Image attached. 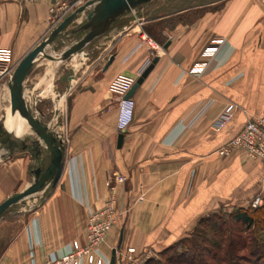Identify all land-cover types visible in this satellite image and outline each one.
<instances>
[{
	"label": "crops",
	"instance_id": "crops-1",
	"mask_svg": "<svg viewBox=\"0 0 264 264\" xmlns=\"http://www.w3.org/2000/svg\"><path fill=\"white\" fill-rule=\"evenodd\" d=\"M166 3L154 0L122 16L69 65L36 62L32 71L45 70L32 96L41 104L54 103L53 117H60L65 111L60 106L68 102L65 167L47 201L22 224L1 218L0 264H42L51 254L70 253L75 241L86 246L90 214L112 196L119 221L98 251L105 264L122 232L115 264H127L128 249L140 258L160 254L189 237L202 218L239 215L255 198L264 200V163L248 159L242 150L219 153L248 119L264 116V8L259 0H227L219 11L200 12L203 6L197 5L159 13ZM90 10L68 31L79 28ZM53 28L48 2L0 0V77ZM213 41L219 43L216 52L204 57ZM110 57L114 61L106 69ZM155 59L133 96L134 121L119 133L118 97L110 83L118 75L137 81ZM201 63L205 67L195 74ZM25 98L29 103L26 90ZM230 106H235L232 120L215 132ZM16 125L8 112L5 126L13 139L12 130L22 134ZM120 134L124 140L118 148ZM28 168L24 158L11 161L0 180L12 188L14 178H22ZM116 175L125 182H116Z\"/></svg>",
	"mask_w": 264,
	"mask_h": 264
},
{
	"label": "water",
	"instance_id": "water-1",
	"mask_svg": "<svg viewBox=\"0 0 264 264\" xmlns=\"http://www.w3.org/2000/svg\"><path fill=\"white\" fill-rule=\"evenodd\" d=\"M154 0H90L84 5L76 9L71 15L60 22L50 33L49 37L43 40L39 45L32 49L23 59L18 63L14 72L11 75L8 83L10 93L11 111L13 114H18L19 117L26 121L27 125L32 129L37 136L35 141L38 151L45 147L50 153L49 165L43 170L37 167L34 170L35 179L32 184L26 187L22 192L8 197L0 204V220L4 214L12 208V206L23 202L27 197L43 191L47 186L54 189L59 183L65 167V153L62 142L57 138L48 125H45L31 110L25 98V82L36 62L42 58L56 61L67 62L76 55H79L83 50L92 43L95 39L102 37L108 33L115 25L117 20L122 16L142 7L145 4ZM90 12L86 16V21L77 29L70 33L77 34L84 32V36L77 42L73 43L61 54H49L47 48L52 47L58 40L62 38L69 27L87 10ZM168 46V45H166ZM114 57H110L106 69L112 64ZM158 62L155 59L145 71L141 74L139 79L134 83L132 89L126 95V98H131L136 93L137 89L143 83L145 78L153 70L155 64ZM0 134L2 139L0 142L6 146L11 154H13L18 147V141L12 138L11 132L6 129L5 124H0ZM124 135L120 134L118 137V148L122 147ZM123 232L121 233L118 246L113 250L110 264H115L116 255L122 248Z\"/></svg>",
	"mask_w": 264,
	"mask_h": 264
},
{
	"label": "built area",
	"instance_id": "built-area-1",
	"mask_svg": "<svg viewBox=\"0 0 264 264\" xmlns=\"http://www.w3.org/2000/svg\"><path fill=\"white\" fill-rule=\"evenodd\" d=\"M19 1L26 3L39 0ZM41 1L48 2L49 4V20L54 28L86 2V0ZM262 3L264 4V0H262ZM211 44V47L204 51V57H212L219 46V43L215 41ZM197 67L198 69L194 70L195 74H199L202 71L205 63H201ZM135 82V80L128 76L118 75L110 83V91L118 97L117 131L119 133L127 131L134 121L136 103L133 97L127 99L126 95L132 89ZM234 110L235 106H230L223 113L222 117L214 125L215 132H220L232 120ZM48 126L51 129L50 125ZM51 130L63 145L66 138L61 134V129L58 132L53 129ZM235 150H242L248 159L264 163V116L248 119L243 130L223 146L219 150V153L222 156H229ZM125 180L123 176H115V181L118 183H123ZM115 203L116 199L112 196L101 209L95 210L90 214L86 246H81L79 242L75 241L70 253L63 256L51 254L42 264H82L84 259L86 260V264H105V261L98 257V251L106 243L109 233L118 224L119 214L115 208ZM263 203V198L259 196L252 202V207H261ZM135 253V249H128L127 254L124 256V260L128 262L127 264H146L149 259L157 256L151 255L149 257L148 255L141 259H136L133 256Z\"/></svg>",
	"mask_w": 264,
	"mask_h": 264
},
{
	"label": "rangeland",
	"instance_id": "rangeland-1",
	"mask_svg": "<svg viewBox=\"0 0 264 264\" xmlns=\"http://www.w3.org/2000/svg\"><path fill=\"white\" fill-rule=\"evenodd\" d=\"M166 5L159 10V13H171L175 12L187 7H195L197 5L203 6L200 9V12L205 11H219L223 9L225 6L227 0H164ZM259 3L264 8V4L262 3V0H259ZM158 13V14H159ZM78 26H75L72 30L76 29ZM54 29V28H53ZM72 30L68 31L60 40L56 42V44L52 47L47 48V53L49 54H61L63 51H65L68 47H70L73 43L79 41L83 36L84 32H80L77 34L70 33ZM44 62H48V59L42 58L41 59ZM52 63V62H48ZM67 63V62H63ZM68 61V65H69ZM62 65V64H61ZM61 70L64 69V66H60ZM68 67V66H67ZM66 69V68H65ZM15 67H12L9 69V71L2 77H0V80H4L2 83H0V124L3 123L6 125V120L8 116L9 110H11V103H10V97H8L9 87H8V80L10 81L9 77L14 72ZM44 67L40 68H34V70L30 73L29 78L27 80L26 85V94L29 95V107L33 111V113L45 124L50 125L51 129L58 132L61 129V134L64 135L66 140H68L69 136V128H68V117H67V111H68V102H65L63 105L60 106L63 107V114L58 117H53L54 114V103H51L50 101L45 103H38L34 96H32L31 91L32 88L36 86V83L38 82V79L42 76ZM29 92V93H28ZM34 95V93H33ZM39 110V111H38ZM38 112H45V117H42L40 113ZM60 112V111H58ZM60 114V113H59ZM15 115V114H14ZM13 115V116H14ZM23 121V119L21 120ZM25 121V120H24ZM14 135L17 137V141L30 144L37 141V136L34 134L32 129L27 125L26 131L20 135H17L14 130H12ZM66 135V136H65ZM15 138V137H14ZM6 146L0 145V175L1 173H4L6 171V168L9 167V164L11 161H14L16 159L24 158L25 161L28 163L29 168L27 170V173L21 178H14L13 181V187L14 189L11 191V184L6 186L4 183L5 178L0 180V188H2L0 191V204L6 200L8 197L16 195L20 192H22L26 186L29 184H32L35 179L34 170L37 167H41L43 170L49 165L50 162V153L49 151L43 147L42 148V162H35L32 158V154H26L22 152L21 148H16V152L11 154L10 151L5 149ZM5 176V174H2ZM3 178V177H2ZM10 186V187H9ZM8 187V188H7ZM53 189L51 186H47L43 191L38 192L36 194H33L29 197H27L23 202H20L12 208H10L3 216L4 222L6 224H12L13 226H19L22 224L23 220L25 219L26 215L28 213H31V211L38 210L40 207L43 206V204L47 201L48 197L52 194ZM2 218V219H3ZM229 235V234H228ZM246 237H249V241H251L254 237V234L252 232H249L248 234H243ZM261 240L264 241V232H260ZM252 249V246H250ZM134 249V248H132ZM247 252V251H246ZM240 253H243L242 251ZM248 253V252H247ZM246 253V254H247ZM155 256L156 261L160 260L159 254H156ZM134 258L141 259L139 256H136V253L133 255ZM148 256V255H147ZM143 258V257H142ZM127 262V261H126ZM128 263V262H127ZM136 264V263H135Z\"/></svg>",
	"mask_w": 264,
	"mask_h": 264
},
{
	"label": "trees",
	"instance_id": "trees-1",
	"mask_svg": "<svg viewBox=\"0 0 264 264\" xmlns=\"http://www.w3.org/2000/svg\"><path fill=\"white\" fill-rule=\"evenodd\" d=\"M251 229L254 237L249 241L243 234ZM262 231L264 204L239 215L212 214L202 218L189 237L161 252L159 261L149 259L146 264H264Z\"/></svg>",
	"mask_w": 264,
	"mask_h": 264
},
{
	"label": "flooded vegetation",
	"instance_id": "flooded-vegetation-1",
	"mask_svg": "<svg viewBox=\"0 0 264 264\" xmlns=\"http://www.w3.org/2000/svg\"><path fill=\"white\" fill-rule=\"evenodd\" d=\"M1 139H2V136L0 134V140ZM18 144L19 145H18L17 148H21L23 151H27V152L31 153L32 154V158H33V160L35 162H39V163L42 162L41 161V158H42V150L38 151V149L36 148V145H35L34 142L31 143V145H30V144L26 143L25 141H23L21 143H20V141H18ZM0 145L5 146L1 142H0Z\"/></svg>",
	"mask_w": 264,
	"mask_h": 264
},
{
	"label": "bare ground",
	"instance_id": "bare-ground-1",
	"mask_svg": "<svg viewBox=\"0 0 264 264\" xmlns=\"http://www.w3.org/2000/svg\"><path fill=\"white\" fill-rule=\"evenodd\" d=\"M9 117L12 119V121H14L17 124L16 126L19 129V133L21 132L24 133L26 131L25 122L21 121L17 114L13 116L12 112L9 110Z\"/></svg>",
	"mask_w": 264,
	"mask_h": 264
}]
</instances>
